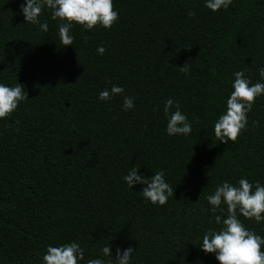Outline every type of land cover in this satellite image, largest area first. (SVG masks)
<instances>
[{"label":"trees","instance_id":"1","mask_svg":"<svg viewBox=\"0 0 264 264\" xmlns=\"http://www.w3.org/2000/svg\"><path fill=\"white\" fill-rule=\"evenodd\" d=\"M21 3L0 0V82L17 81L28 98L0 120V264H42L46 246L73 240L81 264L107 243L113 254L131 245L133 264H218L198 246L217 227L205 196L225 180L264 183V96L235 142L213 134L232 74L259 80L264 0L215 13L203 0H114L113 26L74 25L70 46L49 10L42 32L24 23ZM113 84L134 98L132 110L121 111L122 96L97 100ZM167 98L191 123L187 137L166 134ZM134 163L145 177L163 169L173 198L156 207L143 186L129 190L121 176ZM241 220L264 236V223Z\"/></svg>","mask_w":264,"mask_h":264},{"label":"clouds","instance_id":"2","mask_svg":"<svg viewBox=\"0 0 264 264\" xmlns=\"http://www.w3.org/2000/svg\"><path fill=\"white\" fill-rule=\"evenodd\" d=\"M114 0H22L20 12L24 23L38 25L42 32L48 31V23L39 19L42 10L50 11V19L56 21L58 37L63 46H70L73 36L70 30L74 25L82 31H91L94 27L110 29L118 19V11L113 8ZM204 7L215 13L227 10L232 0H203ZM189 16L193 13L189 12ZM105 47L96 48L103 55ZM187 71L183 66L179 67ZM259 80L252 83L243 70L232 74L231 92L228 95L224 111L213 124V134L219 143L235 142L248 119L256 98L264 96V66L257 69ZM16 81L14 86L0 82V120H6L18 105L28 100L24 86ZM124 88L113 84L97 95V100L107 103L113 97L122 96L121 111L134 108V98L123 95ZM167 121L165 132L168 136L187 137L192 125L182 113L179 103L172 98L165 99L162 108ZM256 124L257 122H253ZM141 166L135 163L121 176L122 182L131 190L134 185L143 186L140 190L146 203L160 207L169 197L173 198L174 189L165 179L163 169L145 177L139 172ZM210 222L217 227L206 229L198 244L199 250L213 255L218 264H264V236L245 227L243 217L255 224L264 223V183L249 182L241 177L235 184L227 180L218 183L214 191L205 196ZM136 251V250H135ZM135 251L131 245L116 247L114 254L107 243L100 248V255L87 259L86 264H133ZM84 248L73 240L58 246H46L40 259L42 264H81L84 261Z\"/></svg>","mask_w":264,"mask_h":264}]
</instances>
